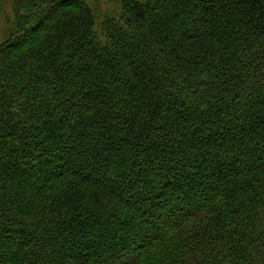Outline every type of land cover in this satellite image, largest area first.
Here are the masks:
<instances>
[{
	"label": "trees",
	"instance_id": "16d2710c",
	"mask_svg": "<svg viewBox=\"0 0 264 264\" xmlns=\"http://www.w3.org/2000/svg\"><path fill=\"white\" fill-rule=\"evenodd\" d=\"M93 1H13L0 264H264V0Z\"/></svg>",
	"mask_w": 264,
	"mask_h": 264
},
{
	"label": "rangeland",
	"instance_id": "374dc122",
	"mask_svg": "<svg viewBox=\"0 0 264 264\" xmlns=\"http://www.w3.org/2000/svg\"><path fill=\"white\" fill-rule=\"evenodd\" d=\"M14 0H0V42L7 38L14 23L12 5ZM95 1V2H94ZM93 7L98 23L109 18H117L121 12L123 0H94Z\"/></svg>",
	"mask_w": 264,
	"mask_h": 264
}]
</instances>
